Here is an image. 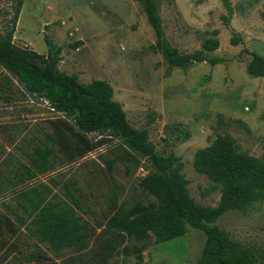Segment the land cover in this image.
I'll return each instance as SVG.
<instances>
[{
	"label": "rangeland",
	"instance_id": "rangeland-1",
	"mask_svg": "<svg viewBox=\"0 0 264 264\" xmlns=\"http://www.w3.org/2000/svg\"><path fill=\"white\" fill-rule=\"evenodd\" d=\"M155 1L163 34L173 46L193 52L203 47L206 38L216 36L220 44L209 53L220 60L171 65L156 46V35L139 0H24L13 40L19 46L52 53L58 71L75 74L84 84L96 78L110 82L112 97L123 104L129 122L148 131L160 155L177 157L190 196L215 206L222 185L195 169L198 148L210 145L219 134L230 135L251 158L252 169H264V74L252 75L247 69L252 51L264 56V0ZM16 4L17 0H0V33L9 28ZM233 36L237 42L232 41ZM3 76L10 82L0 86V170L6 172V168L16 169L26 162L36 144L47 140L52 131L50 119L60 112L45 98L27 91L0 65V81ZM108 132L94 131L90 137ZM123 142L121 137H112L72 161L57 149L51 156V169L30 183L50 182L59 198L78 203L83 220L98 231L96 222L104 220L107 210V187L99 169L104 158L114 156L115 146L123 149ZM147 163L143 160L126 173L124 163L115 162L112 174L126 188L121 198L140 191V181L149 170ZM13 188L0 193V212L10 216L16 226L15 233L6 231L0 237V264H67L74 250L57 252L20 224L18 216L25 215L27 223L31 218L18 207ZM216 223L232 238L264 250V195L226 211ZM204 239L202 228L190 227L151 244L141 257L121 254L116 262L196 264ZM92 243L91 238L89 248ZM260 258L264 264V257Z\"/></svg>",
	"mask_w": 264,
	"mask_h": 264
},
{
	"label": "trees",
	"instance_id": "trees-1",
	"mask_svg": "<svg viewBox=\"0 0 264 264\" xmlns=\"http://www.w3.org/2000/svg\"><path fill=\"white\" fill-rule=\"evenodd\" d=\"M23 2L17 0L9 28L0 33V65L27 91L45 98L60 113L50 119L52 131L47 133V140L36 144L27 154L26 162L19 163L16 169L0 170V193L12 185L18 207L31 218L27 225L25 215L18 216L20 224L57 252L64 248L74 250L67 264H117L116 257L121 254L141 257L151 244L180 235L190 227L205 231V243L196 264H261L262 248L232 238L216 220L226 211L264 195V169L253 170L251 158L239 150L235 139L219 134L210 145L197 149L193 165L222 185L220 202L215 206L196 202L189 194L187 178L178 170L177 157L160 155L148 131L129 122L123 104L112 97L110 82L96 78L84 84L77 75L58 71L52 53L15 43L13 32ZM139 2L156 35V46L171 65L186 67L195 61L220 60L218 55L209 53L219 46L218 37L206 38L201 49L181 52L163 34L156 1ZM232 41L237 42L238 38L233 36ZM251 53L248 72L263 75L264 56L256 51ZM9 84V79L3 76L0 86ZM94 131L109 134L92 139L90 134ZM112 137L123 138V149L115 146L114 156L104 158L105 164L99 169L107 187V210L103 212L104 220H97L99 230L95 231L78 212V203L59 198L50 182H30L51 169V156L57 149L72 161ZM143 160L148 162L149 170L140 181V191L121 198L126 188L112 174L115 162H123L127 173ZM51 179L57 183L54 177ZM66 194L76 200L73 192ZM15 229L13 219L0 212V237L6 231L15 233ZM91 238L93 245L89 248Z\"/></svg>",
	"mask_w": 264,
	"mask_h": 264
}]
</instances>
